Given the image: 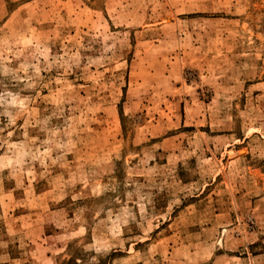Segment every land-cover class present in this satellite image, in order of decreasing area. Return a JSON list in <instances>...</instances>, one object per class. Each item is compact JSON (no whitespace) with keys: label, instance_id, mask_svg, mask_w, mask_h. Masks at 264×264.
<instances>
[{"label":"rangeland","instance_id":"rangeland-1","mask_svg":"<svg viewBox=\"0 0 264 264\" xmlns=\"http://www.w3.org/2000/svg\"><path fill=\"white\" fill-rule=\"evenodd\" d=\"M0 264H264V0H0Z\"/></svg>","mask_w":264,"mask_h":264}]
</instances>
